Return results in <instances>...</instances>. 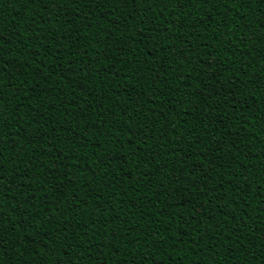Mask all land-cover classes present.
<instances>
[{
  "label": "trees",
  "instance_id": "trees-1",
  "mask_svg": "<svg viewBox=\"0 0 264 264\" xmlns=\"http://www.w3.org/2000/svg\"><path fill=\"white\" fill-rule=\"evenodd\" d=\"M65 7L78 12L79 18L68 17L55 6L45 10L40 2L21 7L17 0H0V31L5 36L11 34L13 40L22 36L28 41L29 48L35 45L33 50L40 52L39 56L32 57L30 54L19 56L8 46L4 50L5 58L15 61L10 80L23 92L8 105L5 116L12 132H16L17 127L21 129L16 139L24 163H19L18 158V171L13 172L12 157L5 151L4 174L13 191L9 193L0 187V204L4 205V214L11 215L15 221L17 214L10 209L17 200L28 198V204L19 207L29 215H36L38 218L33 223L48 233L41 238L30 230L33 234L25 240L37 242L31 253L20 248L21 255H16L9 245L16 264H23L25 260L27 264H84V261L88 264H129V260L133 256L139 257V253L133 248L131 255H125L121 251L125 246L118 242V238L125 236L128 224L134 226V236L142 235L140 230L151 226L170 237L169 244L176 241L174 246L165 245L169 254L167 264H173V261L176 264H197L198 261L203 264H262L261 245L257 243L253 249L250 241L253 234L259 236L258 229L264 231V176L254 174L248 178L254 181L252 192L256 195L249 193V198L233 199V193L229 191L228 196L221 199L219 194L223 189L217 185L228 179V172L234 169L210 166L209 153L204 161V167L209 169L207 175L197 170L202 183L196 191L190 184L187 193L172 191L171 188L176 186L170 185L169 180L175 178L170 174L181 168L186 159L188 164L199 163L197 149L212 145L217 136L222 137L221 144H228L224 148V158L235 155L241 164L239 172L261 167L256 157L264 158V127L253 121L259 120L258 113L264 114V40L256 38L261 34L258 21L264 22V3H252L239 11L237 5L231 4L227 14L220 5L214 8L212 4L197 3L190 10L186 8L180 19L170 14L155 17L160 9L153 5L146 10L141 5L137 19L142 15L152 18L143 28V43L134 35L140 30L138 26L131 29L123 26L121 12L126 11L123 6L104 9L92 5L80 9L73 5ZM169 12L179 15L180 9L170 4ZM85 14L90 27L83 26ZM241 14L247 16L250 27L241 26L243 21L237 18ZM67 20H73L70 27L77 33L79 42L76 44L61 39L67 31ZM170 20L174 22L171 28L151 30L154 24H167ZM182 22L188 26L177 31ZM32 23L38 25L35 34L42 31L39 41L25 31V26ZM130 23L135 24L134 21ZM163 35H172L173 42L162 40ZM56 48H60L57 56L66 49L74 55L65 54L64 59L45 55L46 51ZM137 57L148 61L141 64L139 82L130 71ZM65 61L72 63V71H61L67 67ZM81 65L89 71L87 78L81 79L83 73L76 71ZM65 75L70 79L75 76L72 85L67 83ZM161 92L163 95L159 94ZM21 102L25 106L16 113L14 109ZM33 109L43 113L44 120L40 124L31 121ZM124 109L128 111L127 117L122 114ZM138 122L152 126L151 140L130 144L124 132L112 131L119 130L122 125L134 127ZM166 124L168 131H165ZM86 127L89 129L87 134L83 131ZM217 127L218 132L212 131ZM226 130L231 135L224 137ZM237 130L241 138L236 146L239 152L232 147ZM101 131L103 135H100ZM38 133L43 138L31 143ZM197 136L203 138L199 145L195 144ZM80 137H83L82 141ZM72 141L84 144L83 148L75 150V168L73 161L60 155L61 150L65 156L71 155L67 148ZM96 143L104 148V153H97L93 146ZM148 143H162L163 146L159 156L144 169L143 180L136 183L140 173L137 165L151 151ZM173 145H182L184 152H175ZM220 146L216 145L217 148ZM117 151L121 158L109 162L105 153L116 154ZM186 153L192 155L186 156ZM100 156L108 163L107 167H98ZM58 168L74 173L71 183ZM33 172L37 175L31 181L25 178ZM123 172H131L132 180L125 179ZM101 173H105L103 179ZM176 175L181 176L179 172ZM53 176L60 180H54ZM112 181H115L114 188L108 186ZM161 183L164 188L159 187ZM16 185H20L19 191ZM26 187H46L48 191H36V207H32L33 200ZM76 188H79L78 192ZM211 188L215 191H209ZM200 189L205 194L199 196L198 202L184 207L186 201L198 196ZM169 204L172 207L165 208ZM222 204L225 211L234 210L232 214L237 220L243 218L242 230H231L233 225L237 228L240 225L231 217L224 219L218 207ZM58 206L68 211L61 216L55 211ZM192 212L197 213L195 218ZM169 213L173 215L171 222ZM181 216L183 219L177 226L176 220ZM205 216L211 218V224ZM49 220H52L51 227L47 224ZM218 221L220 226L212 227ZM65 228H68L67 239L63 233ZM113 231L117 233L116 237L111 236ZM178 232L189 233L183 237L187 243L180 242ZM214 233L221 235L213 240ZM16 235H20V230ZM238 236L244 239L238 240ZM191 238L196 239L195 244L191 243ZM53 248L55 252L51 251Z\"/></svg>",
  "mask_w": 264,
  "mask_h": 264
},
{
  "label": "snow or ice",
  "instance_id": "snow-or-ice-1",
  "mask_svg": "<svg viewBox=\"0 0 264 264\" xmlns=\"http://www.w3.org/2000/svg\"><path fill=\"white\" fill-rule=\"evenodd\" d=\"M21 4V7H27L29 4H35L37 2H40L45 10L49 9V6H55L58 12H66L68 17H73L74 19L79 18V14L74 13L72 10L65 7V5H73L77 9L85 8L88 5H92L95 7H98L99 9L104 8H112L113 5L116 6V8H120L123 6L126 11L121 12V17L124 22V27H127L131 29L134 26L139 27V31L135 32V36H139L140 43H143L144 40V31L143 28L145 25L149 23V21L152 19L150 17L146 16H140L139 19H137V13L140 10V6L144 5V8L146 10H150L153 5L160 9L158 12L155 13V17H166V14H170L176 19H180L183 16L184 10L191 9L195 4H212L215 8L216 5H220L224 8L225 14H227L230 11V8L228 5L235 4L237 5V11H239L240 8H245L247 5H250L252 3H264V0H17ZM172 4L174 7H178L180 9L179 15L176 12H169V5ZM111 14V13H109ZM239 20L243 21V24L241 25L244 28H248L251 26V22L248 21L247 16L244 14H241L237 17ZM41 19H44L43 17ZM84 20V27H90L88 24V17L87 14L83 17ZM130 21H134L135 24H131ZM73 23V20H67V31L66 34L62 36V40L70 41L72 44L78 43L77 33L72 31L70 25ZM119 23V21H118ZM173 21H168L167 24L163 23H156L152 27V31H156L157 29H160L163 31L165 28H171L173 26ZM259 27L261 29V34L257 36V39L264 40V22H259ZM186 22H182L178 28L177 31H179L180 28L187 27ZM38 27L37 24L32 23L27 26H25V31L29 32L30 35H34V38L36 41H39L42 35V31L40 34H35L34 30ZM78 31V30H77ZM162 40H165L169 43L173 42V36L172 35H163L161 37ZM241 43H245V41H241ZM5 46H8V48L12 51H15L19 54V56H26L31 55L32 57H37L40 55V52L38 50H33L35 48V45H33L32 48H29L28 41L25 40L22 36L17 37L15 40L11 38V34L8 36H5L2 31H0V187L5 188L7 192H12L13 189L11 187H8V177L4 174V167L3 162L6 159L4 153L5 151L9 152V156L12 157L11 160V168L13 172L18 171L19 164L17 162L19 158V163H24L23 157L19 155V146L17 144V137L20 136L21 129L17 127L16 132L11 131V125L9 124L8 118L5 116V113L8 111V105L13 101L16 100L19 96L23 94L22 89L19 86L14 85V83L10 80V70H15V61L12 59H6L4 55ZM167 46V45H166ZM185 47H187V43L184 44ZM61 48L64 47L63 44L60 45ZM158 47V45H157ZM60 52V48H56L54 51H46L45 55L48 56H54L57 57V59H64L65 54H71L74 55V53H71L68 49L65 50L64 53H61L59 56H57V53ZM149 58L151 57V51L148 53ZM30 62V61H29ZM67 64L66 68H62L61 71L64 73H67L69 71H72V63H69L68 61H65ZM121 63H123L121 61ZM147 60L141 61L138 57L136 60L133 61V67H131L130 71L135 76L137 82L140 80V72H141V64H147ZM171 63V61L169 62ZM38 64V68H39ZM53 68H55V65H53ZM152 69L149 68V71ZM78 72L83 73V77L81 79L87 78L89 75V71L86 70V68L81 65L76 69ZM119 71V70H118ZM51 75V73H49ZM113 75H116V73H113ZM215 75V72L212 73V76ZM212 76L209 77V79L212 78ZM65 80L69 85H72L73 80H75V76H73L71 79L65 75ZM183 78V77H179ZM46 79V77L44 78ZM117 79H120L119 76H117ZM78 82V81H77ZM152 82H155V78L152 79ZM39 86V85H38ZM115 87V85H113ZM223 87V86H221ZM49 91L51 89H48ZM135 90V89H133ZM160 95H163V93H159ZM234 95V94H233ZM43 99V98H41ZM23 105V102L18 103L14 109L16 113H19V109ZM43 107V105H41ZM34 114L31 117V121L35 122L37 124H40L42 120H44V116L42 111L39 109H33ZM115 114V113H113ZM124 116H128L127 109L123 110L122 113ZM107 113H105V117H107ZM140 115L142 116L143 113L141 112ZM259 120H254L253 123L257 124L258 126L264 127V114L258 113ZM130 119V117H129ZM105 122L107 120L105 119ZM18 123V122H17ZM31 123V122H30ZM221 125H223V121L220 122ZM245 128L247 127V124L244 125ZM151 125H143L142 123L138 122L135 124V126L129 125L127 128H124L122 125L119 130L112 129L113 132L116 131H122L127 136L128 143L130 144H136L138 141L143 143L146 139L151 140V136L149 133L151 132ZM165 131H168L167 124L164 126ZM84 133L87 134L89 129L86 127L84 130ZM214 132H218L219 128L212 129ZM211 132L209 133V135ZM100 135H103V132H100ZM190 135V133H189ZM231 135L227 130L224 133V137H227ZM164 132L161 133L160 140L163 141ZM43 135L38 133L31 141V143H36L38 139H42ZM67 139V136L65 137ZM222 137L217 136L216 140L213 141L212 145H205L204 149H197V154L199 156V163H192L188 164L187 159L184 161V164L181 168L176 169V172H179L181 176H177L176 172L171 173L170 175L175 177L174 179L169 180L170 185H175L176 187H172V191H179L183 193H187L189 191L188 185L190 184L193 191H196L197 188L202 183L201 178L197 175V170H202V172L207 175L209 169L204 167V161L208 158V154L211 153V159L208 160V164L210 166H214V168L218 167H229L230 169H234V171L228 172V179L224 180L222 183L217 185L219 188H222L223 191L219 194L220 198L223 199L224 197L228 196L229 191L233 193V199L239 197L241 200L249 198V193L252 195H256L255 192H252V183L254 181H250L248 178L252 177L254 174H259L261 176H264V158L256 157L258 162L260 163L261 167L259 168H253L251 170L245 168L243 172H239V169L241 168V164L237 162L235 155H229L228 159H225V153L224 148L228 147V144L225 142L221 144ZM80 140H83V137H80ZM203 142V138L200 136H197L195 140V144L199 145ZM241 142V138L239 136V130H237L236 139L232 140V147L236 148V146ZM171 143V141H170ZM5 145L8 147L6 148ZM216 145H221L219 148L216 147ZM96 149L97 153H104V148L99 144L96 143L93 145ZM162 143L160 144H153L148 143L147 147L151 151L145 155L144 159L141 161L137 167L140 169V173L138 178L136 179V183H140L144 176L145 171L144 169L147 168V165L149 163L154 162L156 157L160 154V149L162 147ZM52 147H55L53 145ZM83 143H77L76 141H72L70 146L67 148V151L71 153L70 156H65L64 151H60V155L64 157V159L73 161L72 167L75 168V161L77 159L76 157V149L77 148H83ZM173 150L177 153L184 152V148L181 145L180 147H176L173 145ZM139 151V150H138ZM231 151V149L229 150ZM236 151L239 152V149L236 148ZM242 154V153H241ZM105 155L108 156V161H115L117 159H120L119 151H117L116 154H108L105 153ZM191 153H186V156H191ZM38 159V157H37ZM229 160L231 161V164H229ZM222 161L223 163H218ZM28 163H31L29 160ZM43 166V165H40ZM100 166H108V163L105 161L103 156H100L98 159V167ZM67 168V165L64 166ZM58 171H60L64 178L69 180L71 183V177L74 175V173L70 171H64V168H58ZM26 171V170H25ZM149 173L151 170H148ZM238 173V174H237ZM37 175L35 172H33L31 175H27L25 178L29 181L32 180V177ZM95 175V173H93ZM160 175L163 176V172H160ZM105 176V173H101V178L103 179ZM122 176L125 179L132 180L131 172H123ZM181 177H184L185 179H181ZM242 177H245L242 179ZM210 178V177H209ZM54 180H60V177L53 176ZM45 184L48 183L47 180L44 181ZM78 183V182H77ZM110 188H114L115 181H112L109 185ZM206 186V184H205ZM160 188H164L163 183L159 185ZM16 190H20V185H16ZM77 192L79 191V188L75 189ZM26 191L29 192L31 199L33 200L32 207H36L35 205V195L34 193L36 191H43L47 192L48 188H30L26 187ZM165 191H168V189H165ZM209 191H215L214 188L209 189ZM111 194V193H110ZM205 193L202 189H200L198 196L194 197L191 201H186L183 205L184 207H187L188 204L195 205L198 200L199 196H203ZM20 204H28V198H24L23 200H17L16 204L12 206L10 209V212L17 214V219L13 221L11 219V215H5L4 214V205L0 204V264H16V260L12 253L9 252V245H11L15 249L16 255H21L20 248H24L26 251L31 253L32 246L36 244L37 242L35 240H25V237L28 235H32L33 233L30 232V230H33V232L36 235H39L41 238L46 236L48 233L45 231H41L40 228H37L36 225L33 223L35 219L38 217L36 215H29L26 213L23 209L19 207ZM225 204H227V201H225ZM45 207H47V203H45ZM172 205H166L165 208H171ZM203 208V205H201ZM220 208L221 213H223V217L225 220H227L229 217H231L232 220H236L237 224L240 225V228H237L235 225L232 226V231L237 232L242 230L243 228V218L237 220V217L233 215L234 212L233 209H229L228 211L224 210V205H218ZM43 211V209H41ZM56 212H58L61 216L64 215V212L68 211L67 208H64L61 210V208L58 206L55 209ZM162 212L165 210L162 209ZM192 217L195 218L197 213L192 212ZM118 218V217H117ZM169 222H171V219L173 218V215L171 213L168 214ZM205 219L209 220V224H211V218L208 216L204 217ZM183 219V216L180 217V219L176 220L177 226L180 224V220ZM95 223V221H93ZM163 223V221H161ZM47 224L49 227L52 225V220L47 221ZM220 222L218 221L217 224L212 225V227H219ZM20 230V235H16L17 231ZM73 232L75 229H72ZM134 226L131 224L127 225L126 233L123 239L118 238V242L125 247L121 249V251L125 252V255H131L132 249H136V251L139 253V257H132L129 260V264H167L168 260V252L165 250V245L168 246H174L176 241H172V244H169L170 237L164 236L160 231H158L156 228H153L151 226L148 227L147 230L141 229L142 235H133L134 232ZM260 232L259 236H256L253 234V239L250 241V244L253 249H256L257 243L261 245V248L259 249V253L261 256H264V231L257 230ZM67 232L68 228L63 229L64 238L67 239ZM169 232H171V228H169ZM16 236V239L13 240L12 237ZM189 233L187 232H178L177 236L181 237L180 242L181 243H187L183 240L184 236H188ZM217 235H221V233H214L212 235V239L214 240ZM112 237H116L117 233L113 231L111 233ZM229 237H225V239H228ZM202 239V237H201ZM238 240H243L244 237L238 236ZM90 243V242H89ZM191 243L195 244L196 239L191 238ZM129 245L131 247H129ZM108 246V245H106ZM112 247H115V244L111 245ZM207 247V246H206ZM203 251V249H200ZM212 249L209 248V251ZM52 252H55V249L53 248L51 250ZM85 252L88 253L89 249H85ZM23 264H27L26 260L23 262ZM84 264H88L87 261H84ZM106 264V262H105ZM173 264H176L175 261H173ZM197 264H203L202 261H198ZM240 264H243V262H240ZM264 264V262H262Z\"/></svg>",
  "mask_w": 264,
  "mask_h": 264
}]
</instances>
